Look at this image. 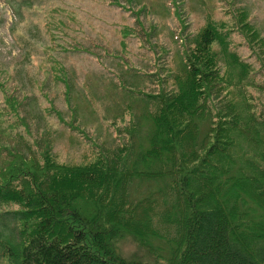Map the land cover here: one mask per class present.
<instances>
[{"label":"trees","instance_id":"trees-1","mask_svg":"<svg viewBox=\"0 0 264 264\" xmlns=\"http://www.w3.org/2000/svg\"><path fill=\"white\" fill-rule=\"evenodd\" d=\"M111 3L130 10L139 24L120 29L123 47L130 35L157 45L151 40L155 24L141 19L144 7ZM171 3L185 29L182 1ZM232 18L208 16L185 47L187 67L176 87L137 90L154 98L156 108L150 145L133 166V119L124 127L130 141L101 146L93 160L60 161L48 133L34 140L28 155L12 142L13 126L25 123L22 102L4 88L2 264H264V34L246 8L234 10ZM235 30L249 57L232 46ZM52 68L56 75L66 70L62 64ZM73 109L71 120L55 107L51 111L89 138ZM142 162L145 168L138 167ZM136 178L168 181L134 198ZM127 235L152 259L126 255L120 242ZM158 239L166 245L155 244Z\"/></svg>","mask_w":264,"mask_h":264},{"label":"rangeland","instance_id":"rangeland-1","mask_svg":"<svg viewBox=\"0 0 264 264\" xmlns=\"http://www.w3.org/2000/svg\"><path fill=\"white\" fill-rule=\"evenodd\" d=\"M120 1L129 8L144 7L141 19L146 26L155 24L151 37L155 47L137 35H130L123 47L120 29L139 28V24L130 10L111 0H0V101L4 103V88L19 96L25 123L13 126L12 142L28 155L34 140L48 133L60 161L93 160L101 146L113 149L130 141L124 127L133 119L137 130L128 161L133 166L137 154L149 147L155 127L156 100L137 90L176 87V77L187 67L185 47L208 16L232 23V12L244 7L264 34V0H180L188 24L185 29L171 0ZM231 41L249 57L241 33L235 30ZM59 64L66 70L56 75L52 66ZM53 107L68 120L74 118L75 107L76 122L90 137L60 120ZM116 126L122 128L120 134ZM167 181L136 178L132 197ZM154 243L166 245L162 239ZM120 247L126 255L152 259L132 235L123 238ZM0 260L2 264L1 256Z\"/></svg>","mask_w":264,"mask_h":264}]
</instances>
